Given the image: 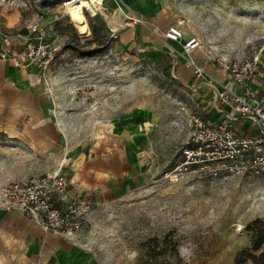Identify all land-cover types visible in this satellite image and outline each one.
<instances>
[{
  "label": "rangeland",
  "instance_id": "obj_1",
  "mask_svg": "<svg viewBox=\"0 0 264 264\" xmlns=\"http://www.w3.org/2000/svg\"><path fill=\"white\" fill-rule=\"evenodd\" d=\"M64 1L0 0L1 54L21 57L39 36L55 50L41 75L55 137L13 138L0 129V189L62 167L72 192L98 203L81 232L94 264H147L145 245L166 237L184 264H253L247 253L264 251H253L252 231L264 222V176L181 171L194 119L203 116L204 79L164 34L183 21L186 33L202 37L198 61L261 53L264 0H113L125 19L134 13L151 26L150 45L120 36L129 25L111 31L101 20L106 6L95 17L82 10L83 36ZM34 24L40 35L31 34ZM168 251L160 263L176 264Z\"/></svg>",
  "mask_w": 264,
  "mask_h": 264
},
{
  "label": "built area",
  "instance_id": "obj_2",
  "mask_svg": "<svg viewBox=\"0 0 264 264\" xmlns=\"http://www.w3.org/2000/svg\"><path fill=\"white\" fill-rule=\"evenodd\" d=\"M63 2L67 9L70 3ZM92 17L98 13L85 9ZM133 24H145L140 16L128 17ZM184 22L170 26L164 34L169 42L181 44V55L185 66L193 70L196 77H208L206 67L191 56L200 50L202 42L191 37L186 39ZM41 34V25L31 26V34ZM55 50L39 36V41L30 43L24 54L16 56L4 52L1 57L14 61L23 69L34 65L42 76L50 68ZM20 59V62L18 60ZM217 66L227 72L233 85L241 87L235 91L230 85H221L215 93L219 104L229 106L233 115L221 124H208L200 117L194 119L191 144L183 150L182 172L200 177L217 178L225 173L264 176V101L256 98L248 84L264 71V58L260 52H252L240 59L219 58ZM212 84L215 80L208 79ZM244 119L252 122L259 130L256 138H244L237 134L233 122ZM98 204L86 198L77 197L70 187L62 167L52 173L15 180L0 189V208L18 210L31 218L47 232H55L68 238H75L89 223L93 205Z\"/></svg>",
  "mask_w": 264,
  "mask_h": 264
},
{
  "label": "crops",
  "instance_id": "obj_3",
  "mask_svg": "<svg viewBox=\"0 0 264 264\" xmlns=\"http://www.w3.org/2000/svg\"><path fill=\"white\" fill-rule=\"evenodd\" d=\"M83 1L90 4V0ZM123 1L132 5L140 3V0ZM146 3L151 9L153 2ZM116 5L118 6L113 0H101L100 6L95 7L96 11L107 7L105 13L101 12L103 23L114 32L121 31L125 27L123 25H129L126 33L120 35L127 36L128 43H154L151 26L125 23L129 18L126 16L125 19L122 7L118 6L117 10ZM196 35L185 32L186 39L196 37L202 42V37ZM1 51L0 46V129L13 138L46 141L53 139L55 132L52 130L51 104L39 70L34 65L23 69L10 60H5L1 57ZM195 54L194 52L191 57L204 65L208 73V77L202 81L201 91L197 94L203 106L202 119L208 124L224 123L228 116L233 115V110L219 104L215 97L216 90L223 84L230 85L238 92L242 88L231 83L229 74L221 70L212 61V57L206 56L198 61ZM261 56L264 58V51ZM236 58L240 59L242 56ZM209 78L215 80V83L209 82ZM248 86L258 100L264 101V71ZM233 126L237 134L244 138H256L259 134L258 128L248 120L236 119ZM46 141L43 142L46 143L44 145L50 146ZM69 181L72 184L70 179ZM83 238L81 232L75 238L47 232L22 212L0 208V264H94L91 252L83 244Z\"/></svg>",
  "mask_w": 264,
  "mask_h": 264
},
{
  "label": "trees",
  "instance_id": "obj_4",
  "mask_svg": "<svg viewBox=\"0 0 264 264\" xmlns=\"http://www.w3.org/2000/svg\"><path fill=\"white\" fill-rule=\"evenodd\" d=\"M254 232V244L253 251L259 252L264 246V222H256L255 226L252 228ZM177 244H175L170 237H166L162 242L155 241L154 245H145V254L147 264H162L160 260L168 256V249L171 248V253L177 258L176 264H184L180 259H178ZM247 259L253 264H264V251L259 254L247 253ZM243 260L239 263H243Z\"/></svg>",
  "mask_w": 264,
  "mask_h": 264
},
{
  "label": "bare ground",
  "instance_id": "obj_5",
  "mask_svg": "<svg viewBox=\"0 0 264 264\" xmlns=\"http://www.w3.org/2000/svg\"><path fill=\"white\" fill-rule=\"evenodd\" d=\"M100 4L101 0H90V5L85 4L83 0H79L77 2L75 1L74 3H70L67 6V10L70 12L73 23L83 36H88L89 30L87 29V26L83 20L81 13L82 10L87 8L92 12H95V7L100 6Z\"/></svg>",
  "mask_w": 264,
  "mask_h": 264
}]
</instances>
